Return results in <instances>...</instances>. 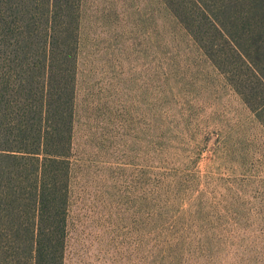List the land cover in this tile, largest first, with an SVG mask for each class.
Segmentation results:
<instances>
[{
	"label": "rangeland",
	"instance_id": "rangeland-1",
	"mask_svg": "<svg viewBox=\"0 0 264 264\" xmlns=\"http://www.w3.org/2000/svg\"><path fill=\"white\" fill-rule=\"evenodd\" d=\"M171 1H82L65 264H264V126ZM207 8L264 38L253 0Z\"/></svg>",
	"mask_w": 264,
	"mask_h": 264
},
{
	"label": "trees",
	"instance_id": "trees-1",
	"mask_svg": "<svg viewBox=\"0 0 264 264\" xmlns=\"http://www.w3.org/2000/svg\"><path fill=\"white\" fill-rule=\"evenodd\" d=\"M82 1L0 0V264H65ZM185 1L176 17L264 126L262 34L242 44L211 0Z\"/></svg>",
	"mask_w": 264,
	"mask_h": 264
}]
</instances>
